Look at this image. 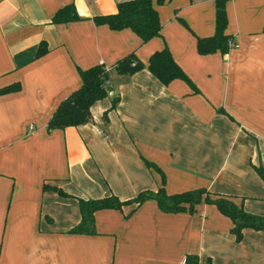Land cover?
<instances>
[{
  "label": "crops",
  "instance_id": "0c3cea01",
  "mask_svg": "<svg viewBox=\"0 0 264 264\" xmlns=\"http://www.w3.org/2000/svg\"><path fill=\"white\" fill-rule=\"evenodd\" d=\"M120 1L0 0V88L18 84L0 94V264H264V232L245 228L235 241L230 219L203 201L190 212H161L153 199L98 209L92 233L69 232L78 198L159 186L205 189L264 216L253 168L264 167V0H222L235 46L206 54L195 44L214 32L215 0H153L160 28L144 42L93 22ZM67 5L76 18L52 22ZM162 48L188 81L163 84L147 70ZM129 53L142 67L118 73ZM96 64L112 95L85 123L47 129L80 86L78 69Z\"/></svg>",
  "mask_w": 264,
  "mask_h": 264
},
{
  "label": "trees",
  "instance_id": "16d2710c",
  "mask_svg": "<svg viewBox=\"0 0 264 264\" xmlns=\"http://www.w3.org/2000/svg\"><path fill=\"white\" fill-rule=\"evenodd\" d=\"M153 0H124L116 4V10L110 14L95 15L92 20L95 24H105L109 28L119 30L123 28L130 29L139 39L144 42L154 35L158 34L160 24L157 12L152 5ZM157 3L161 0H155ZM65 11V14L63 12ZM72 6L67 5L60 8L51 18L52 22H62L75 19ZM225 13L222 0H215L214 11V32L208 37L196 39V50L200 54H206L213 51L223 53L227 48L229 36L224 33ZM46 50L43 43H40L36 49V55L44 53ZM141 62L134 59L131 53L118 60L115 70L118 73H132L141 68ZM147 70L157 78L161 83L166 84L170 80L180 78L185 81V77L179 66L173 61L166 48L152 52L147 60ZM81 79L80 86L71 91L63 100H61L53 111L47 122V129L64 128L66 126H77L85 123L89 119V107L98 99L106 94V88L103 84L107 79V72L103 70L101 64L93 65L87 69L79 70ZM18 84L13 83L0 88V94L15 91ZM116 99L111 101L110 108H113ZM254 171L264 184V167L260 164L253 165ZM46 186H43L45 188ZM58 194L64 195L59 189H55ZM146 199H153L161 212L176 213L183 211H193L194 205L203 201L213 204L216 209L224 216L228 217L232 223L230 229L235 241L241 239L242 230L249 228L252 230H261L264 232V216L251 214L235 205L226 197L216 196L210 198L205 189L185 190L179 193H166L162 186L157 189L143 190L135 196L120 200L110 194L104 197L94 199H79L78 209L79 221L70 228V233H92L93 212L98 209L113 208L119 209L123 205H139Z\"/></svg>",
  "mask_w": 264,
  "mask_h": 264
},
{
  "label": "built area",
  "instance_id": "2783aa9c",
  "mask_svg": "<svg viewBox=\"0 0 264 264\" xmlns=\"http://www.w3.org/2000/svg\"><path fill=\"white\" fill-rule=\"evenodd\" d=\"M227 46H228V47H233V46H235V44H234L231 40H229V41L227 42ZM225 56H226V54H225ZM103 70L106 72V68H105L104 66H103ZM103 84H104V86H105V88H106V87L108 86V80H107V79L104 80ZM106 94H107V95H112V93H111L110 90H107V91H106ZM180 264H188V262H187V258H186V257H182L181 260H180Z\"/></svg>",
  "mask_w": 264,
  "mask_h": 264
}]
</instances>
